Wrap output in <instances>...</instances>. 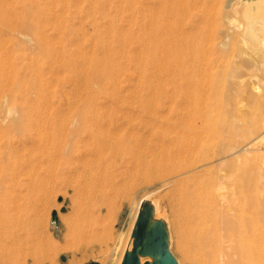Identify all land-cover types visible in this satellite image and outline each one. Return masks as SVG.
Segmentation results:
<instances>
[{
	"label": "rangeland",
	"instance_id": "1",
	"mask_svg": "<svg viewBox=\"0 0 264 264\" xmlns=\"http://www.w3.org/2000/svg\"><path fill=\"white\" fill-rule=\"evenodd\" d=\"M252 1L1 0L3 12H10V16L5 22L6 25L3 24L5 27L1 29L2 37L0 40V131L3 132L2 129H8L7 125L9 122L5 121V116L6 110L11 104L16 103L21 105L22 109H29L27 110L29 113H26V115V111L24 112L22 110L24 113L22 120L26 124L27 120L28 122L29 120L30 122L33 120L38 121V117L40 115L42 116L40 119H44V121L37 123L42 122L43 125H41L43 127L39 124L36 125L33 121L34 124L29 123V127L28 125L26 126L28 130L24 129L25 131H22L24 134H21L17 131V127L13 126L10 129V133L12 132L10 138L13 137V145H15L13 148L17 150H14L16 151L15 156L17 155L15 157L16 163H24L25 165H23L25 168L27 167V170L31 167V170L29 169L32 172L31 174L37 176V178L40 175L38 179L44 182L41 189L30 190L28 192V187H24L23 184L28 182L30 171H27L25 168L26 173L24 170L21 171L20 168H17L20 173H23H19L16 178L18 180L14 184L7 182L10 184L8 186L4 180H0L7 185L5 186L0 182L2 186V188L0 186V264H118L123 245L134 222L137 204L144 196L154 192L155 194L152 197L159 202L161 213L166 214L169 220L172 239L171 252L180 264H202L201 261H204V259L196 252L195 246L192 247V258L188 257V261L184 260L179 244L180 241H186V234L190 231L181 228L182 218L179 220L176 215L175 196L172 197L170 196L172 193L167 192L173 187L166 184V180L170 177L169 175L167 177L164 173H169L168 170H171L172 164L170 165V169H168V165L172 160H168L167 162L165 160L167 159V155L165 156V154L170 150V146L168 145H171L173 140L178 139L179 135L177 133L181 134L180 132H182L181 127L178 126L182 124V121L180 118L179 120L176 119L179 116L173 111L175 107L170 96L174 93V87L177 84L175 81H177L184 90L190 88L189 90L194 96L206 94L204 97L209 98L205 100V105L203 104V106L211 115L210 123L205 125L207 127H204V131H207V134L210 136H205L204 139L202 138L203 145L200 146L204 148V152H210V158L214 159L215 155L223 150V147L227 150L229 146H243L246 139H254L260 134L264 135V58H261V56H264V38L262 36L264 34V0H256L257 2L254 0L255 3ZM172 2L174 3L171 5ZM165 4H168V6ZM247 14L248 16H246ZM233 20L236 24L232 22L231 25V21ZM260 25L263 27L261 28ZM235 27L241 28V30L238 28L235 29ZM182 43H184L183 46L181 45ZM239 43H241L240 46L238 45ZM161 48H164L163 50L166 51H162ZM259 50H261L260 54ZM241 51L245 52L240 53ZM202 56H207V63L206 61L204 62L205 59ZM259 58L263 60L261 61ZM103 61L104 63H111L110 68L108 67L109 69L107 68V70H109L108 74L109 72L112 74V80L107 74V71L106 76L102 75L103 77L100 76L101 73L99 75L96 73L95 69L99 67L97 65L102 63L101 65L104 66ZM201 61L202 63H200ZM179 68L189 73L191 77L189 81L179 76L177 73ZM233 72L235 75H232L233 78H231ZM99 76L105 78L102 80ZM201 76L205 77L200 78ZM235 77L238 78L236 79ZM202 81L205 87L201 85L204 89L200 85ZM251 84L254 85V88H252L253 86ZM166 96L170 97L172 101L168 99V102ZM91 98L94 101L97 100L95 102L93 101V103ZM147 100L151 102L153 100V105L156 107L153 106V108L151 106L152 104ZM166 100L173 105H169V108L171 106L170 109H167L168 103L165 102ZM211 100L212 102L210 103ZM88 101H91L94 106L98 105L101 107L100 110L99 108L95 109L92 103ZM75 102L77 103L74 104ZM86 103L87 108L90 104L89 109L91 110L87 113H92L88 115L89 118L95 117L96 119L99 116L101 118L100 114H104L101 119L98 118V120L96 119L94 121L92 118L93 121L91 122L93 124H90V126L89 122L85 120L88 118L87 116H85L86 118H80L83 115L80 113L87 111L85 107ZM141 103L144 108L141 106ZM146 103L150 104L149 107L151 106V110L153 109L151 111L149 107L147 108L149 112H154L153 115L152 113H150V116L146 114L148 112L145 109L148 106ZM5 104L6 106H4ZM83 104L85 105L83 106ZM36 105H39L38 108L35 107ZM80 106H82V109L79 108ZM105 106L108 108L105 109ZM111 106H114L113 108L115 109ZM31 107L33 111L30 110ZM39 107L40 109L43 107V111L41 109L42 112L39 111ZM157 107H159V110ZM36 108L37 110L39 109L37 112L38 115L34 112ZM75 108H77L76 110L79 109L80 112H74ZM162 108L166 110L163 111L164 109ZM70 109L71 111H69ZM144 109L147 110L146 113H144ZM161 109L162 111L160 112ZM93 110L100 111L101 113L99 112L100 114L97 113L99 116H95L97 115V111L94 112ZM169 110H171V113L167 114ZM31 111L33 115L30 113ZM124 112L126 113L123 114ZM127 112L129 114L131 113L132 116H129ZM158 112L162 115H158ZM75 113H79V116L77 117ZM87 113L85 112V115ZM35 115L38 116L37 119L36 117L31 118V116ZM157 115L158 117H156ZM24 118H27V120ZM145 118L149 120L147 121ZM233 118H237L235 119L237 121ZM81 119H84L89 129L87 126L85 127L86 130L81 128V125L83 124L82 127H84L85 124L84 122L82 124L80 123V121H83ZM169 119L173 121L174 126ZM89 120L87 119V121ZM116 120H119V127L121 125L125 127V129L122 127L125 131L123 129L120 131L121 129L117 126ZM45 121L48 122V125L46 124L44 127V124L47 123ZM75 121L81 124L80 127L78 126V122ZM234 121L238 124V129L241 130L235 138L232 137L229 130L230 126H235L236 123ZM95 122L98 125L94 124ZM115 122V126L118 128L116 127V133L111 131V137V135L109 136L110 130H113L111 128L115 129ZM162 122L165 126L166 124H170L171 126H169L172 129L176 127L178 131L172 133L174 130L171 131L167 126V128L162 127ZM74 123L78 125H74ZM154 123L157 126L154 125L156 128L152 127ZM102 124L106 125L103 126ZM23 125L21 126L23 127ZM91 125L92 130H90ZM94 125L97 130L93 127ZM224 125H226V128H224ZM71 126H77L80 129L72 130L73 128L71 129ZM102 126L104 132L99 129ZM107 127L108 131L106 130ZM161 127L167 133L165 130V133H163ZM36 129H40L38 130L39 135H42V132L45 133L46 130L48 132L45 135H53L54 131L55 136L53 135V142L51 139L47 142V137L51 138V135H46L40 141L41 136L38 135V131L36 133ZM56 129L57 131L62 130L61 132L64 135L65 133L66 135L71 133L69 136L72 137L71 140L62 133L60 134L61 136L57 135ZM118 129H120V132ZM150 129L153 132H149ZM41 130L44 131L41 132ZM82 130H84V135L82 134ZM29 131H31L30 135L28 134ZM73 131H75V134L73 133L74 135L72 134ZM86 131L91 132V134L88 132L86 134ZM26 132L30 136L29 138L28 135L26 136ZM117 132H119L120 137L116 135ZM130 132L135 135L133 136ZM168 132L172 135H169ZM76 134L77 136L78 134H82L83 137L79 135L76 139ZM113 134L115 135L113 136ZM93 135L96 136L97 140H94V143L97 144L91 142L95 138ZM157 135L161 136L159 137ZM165 136L169 138H165ZM64 137L65 141L69 138V141L65 144H63ZM87 137L88 140H86ZM56 138H59L58 141L60 142H57ZM129 138H131L130 143ZM158 138L164 139V141L162 142ZM60 139L63 140L62 144L65 145L64 147ZM81 139L83 142H81ZM119 139H122L121 142H119ZM141 140L145 147L139 143ZM155 140H160V142H156ZM88 141L89 143L91 142L89 146V143L86 144ZM45 142L49 149L45 146ZM50 142L60 143L61 145L59 144L60 146L58 147L61 150L67 149L68 145L67 153H64L66 157L64 155H61V157H65L66 160L69 157V161H66L64 158V160L61 158L62 160L60 161L59 158H56L60 161L59 163L54 158L58 163L55 164L56 161H53L52 153L49 154V152L54 151L52 148L56 145H51ZM118 142L120 145L124 144L125 146H119ZM137 142L141 147L138 146ZM48 143H50L51 148ZM74 143H77V145ZM101 143L106 144L103 145ZM132 143L134 144L133 146ZM156 143L159 149H163L158 151L156 149L158 148ZM164 143H167L166 151L164 150L166 148L165 146V148L160 147ZM219 143L221 144L219 147L215 146L219 145ZM91 144L96 146H91ZM258 144L257 146L259 148L256 146L252 153L246 154L244 151H241L243 154L241 160H247L253 166L254 175L257 178L260 176L264 177V140H261ZM69 146H72V149L77 147L73 149L76 155L72 154L73 150L69 149ZM126 146L128 148L134 147L131 149L133 153L128 148V152L126 148L124 151L121 150ZM221 146L222 149L220 150ZM106 147L109 148L107 149ZM110 147L117 151L115 150V152L113 150L114 152L111 151L112 153L110 151L108 152L109 149L111 150ZM138 147H140V151L148 148L142 152H147L149 156L146 153L145 155L144 153L141 154L137 149ZM93 148L98 149L95 150ZM42 149H45L46 156L43 155L44 150ZM77 149L78 151H76ZM4 150L5 148H2L1 152ZM93 150L94 152L97 151L95 153L97 156H100L99 158L96 157L95 153L93 154ZM137 151L138 153H136ZM103 152L104 154H102ZM129 152L134 155V158L136 157L133 159L137 162L134 160L131 162L132 157L130 156L132 155ZM97 153H100V155ZM118 153H123V156H128H124L121 160L120 156L122 155L120 154L119 156ZM159 153H162L160 154L161 156ZM47 154H49L48 157ZM140 155L141 157L143 155L144 159L142 157V160L138 162L141 158ZM152 155H154L153 159H156L154 162L156 161L157 163L159 160L158 165L160 164V169L158 166L156 167L157 164L153 165L150 163ZM162 155H164L162 158L163 161L162 159H157L158 157L161 158ZM72 156L73 158L70 159ZM83 157L86 159L84 158L83 160ZM112 157H115V160ZM128 157L131 159L129 160ZM180 158H178L175 164L181 165L185 160L187 161L185 158L184 161L182 160L183 158ZM194 158L197 160L199 158L201 159V153H199V156L195 154ZM51 159L55 162V165H50L52 162H50ZM73 159L74 161H72ZM39 160L40 163L37 162ZM124 160L126 161L124 162ZM146 160L150 161L147 162ZM230 160H232V157L226 156V161ZM33 161H35L34 164L32 163ZM181 161L182 163H179ZM133 162L134 164L137 163L136 169H139V172L135 169V165H132ZM144 163L146 165L148 164L146 166L148 168L144 166ZM124 164L126 165L124 166ZM151 164L154 167L152 166L150 170ZM18 165L23 166L17 164L16 167ZM141 165H143V168L139 167ZM162 165L163 168H161ZM32 166L35 169L37 168V171ZM155 167L156 169L158 168L164 171V173H162V170L160 172L161 176L164 174V178L163 176L157 175L159 173L158 171L156 172L157 174L155 173ZM165 167H168V170ZM145 168L147 171L144 172ZM165 169L167 172H165ZM32 170H35L38 175ZM122 170L125 172H121ZM128 170H130L129 173L131 175L127 173ZM137 172L138 174L135 176ZM143 172L144 174L149 172L151 176L148 177L147 175L149 174L146 173L147 175H145L148 178H145L146 176L144 174L143 176L141 175ZM120 173L124 174L122 175ZM125 173L128 175L126 176ZM124 176L129 177L131 180L129 178L126 180ZM11 184L14 186L11 187ZM128 186L131 188H128ZM8 187L14 188L15 190L13 189L14 191L12 192L5 190ZM5 191H10L13 194ZM7 204H10L11 211H8L7 216H5L4 213ZM54 211L58 214V224L52 222V213ZM159 217V212H157L156 218ZM260 217L257 216L255 219L257 229L264 228V218ZM181 231L184 235H181ZM184 254L186 255V253Z\"/></svg>",
	"mask_w": 264,
	"mask_h": 264
},
{
	"label": "bare ground",
	"instance_id": "2",
	"mask_svg": "<svg viewBox=\"0 0 264 264\" xmlns=\"http://www.w3.org/2000/svg\"><path fill=\"white\" fill-rule=\"evenodd\" d=\"M2 1H4V0H2ZM6 1H8V0H6ZM163 1V0H162ZM172 1V0H171ZM184 1V0H183ZM177 2V1H176ZM246 2V1H245ZM248 3H249V1H247ZM252 2H254V0L252 1ZM251 2V3H252ZM255 2H257L256 0H255ZM254 2V3H255ZM174 2H172L171 3V5L173 4ZM170 4V3H169ZM247 4V3H246ZM256 4H258V3H256ZM162 5V4H161ZM166 6H168V4H165ZM182 5V4H181ZM263 5H264V3H263ZM246 6V5H245ZM261 6V5H260ZM255 7V6H254ZM262 8V7H261ZM264 9V8H263ZM262 9V10H263ZM245 10V9H244ZM261 11V10H260ZM252 12V11H251ZM255 12V11H254ZM173 13V12H172ZM243 13H244V11H243ZM248 13V12H247ZM258 13V12H257ZM262 13V12H261ZM263 14V13H262ZM262 14H261V16H262ZM174 15V14H173ZM10 16V12H8V11H6V13L5 12H3V10H2V2H1V0H0V40H1V37H2V32H1V29H2V27H5L4 25H6L5 24V22H6V20L8 19V17ZM13 16V15H12ZM246 16H248V14L246 15ZM263 16H264V14H263ZM250 18V17H249ZM253 18V17H252ZM252 18H251V20H252ZM255 19H256V17H255ZM248 20H250V19H248ZM236 21H237V19H236ZM257 21V20H256ZM232 22H234V20L233 21H231V25H232ZM240 22V21H239ZM235 24H236V22H234ZM233 23V24H234ZM253 23V22H252ZM256 23V22H255ZM4 24V25H3ZM238 24V23H237ZM258 24V23H257ZM256 24V25H257ZM255 25V26H256ZM259 25V24H258ZM262 25H263V23H262ZM260 27L262 28L263 26H261L260 25ZM232 28H233V26H232ZM238 27H235V29H237ZM248 28H249V26H248ZM234 29V28H233ZM238 29H240L241 30V28H238ZM111 30V29H110ZM263 30V29H262ZM176 32V31H175ZM253 32V31H252ZM163 33V32H162ZM263 33H264V30H263ZM254 34H255V32H254ZM261 34V33H260ZM42 35V34H41ZM120 35V34H119ZM162 35H164V34H162ZM44 36V35H43ZM255 36H256V34H255ZM262 36H263V38H264V34H262ZM243 37V36H242ZM261 37V36H260ZM122 38V37H121ZM120 38V39H121ZM244 38V37H243ZM255 38V37H254ZM189 39V38H188ZM245 39V38H244ZM250 39V38H249ZM171 40V39H170ZM237 40V39H236ZM243 40V39H242ZM250 40H252V39H250ZM249 40V41H250ZM260 40V39H259ZM262 40V39H261ZM185 42V41H184ZM189 42H190V40H189ZM256 42V41H255ZM250 43V42H249ZM258 43V42H257ZM108 44V43H107ZM179 44H180V42H179ZM178 44V45H179ZM183 44L184 43H182L181 45L183 46ZM240 44L241 43H239L238 45L240 46ZM5 45V44H4ZM111 45V44H110ZM177 45V46H178ZM258 45H259V43H258ZM262 45H263V43H262ZM165 46V45H164ZM185 46V45H184ZM190 46H191V44H190ZM238 46V47H239ZM253 46V45H252ZM259 46H261V45H259ZM110 47V46H109ZM241 47H242V45H241ZM240 47V48H241ZM258 47V46H257ZM166 48V47H165ZM184 48V47H183ZM190 48V47H189ZM260 48V47H259ZM4 49H5V46H4ZM164 49V48H163ZM162 48H161V50L162 51H166V50H163ZM262 49V48H261ZM160 50V51H161ZM207 50V49H206ZM243 51V50H242ZM240 52V53H244V52ZM261 50H259V54L261 53L260 52ZM264 51V50H263ZM177 53V52H176ZM201 53V52H200ZM208 53V52H207ZM206 53V55H208ZM240 53H238V54H240ZM122 54V53H121ZM55 56V55H54ZM180 56V55H179ZM249 56V55H248ZM247 56V57H248ZM139 57V56H138ZM203 57V56H202ZM250 57V56H249ZM119 58V57H118ZM136 58V57H135ZM204 59H202V58H200V59H202V60H204V62L206 61V58H207V56L206 57H203ZM251 58V57H250ZM261 58H264V56L262 57L261 56ZM260 59V58H259ZM137 60V59H136ZM253 60V59H252ZM251 60V61H252ZM261 61L263 60V59H260ZM207 61H208V58H207ZM207 61H206V63H207ZM247 61V60H246ZM256 61V60H255ZM255 61H254V63H255ZM260 62V61H259ZM179 63H180V59H179ZM200 63H202V61L200 62ZM102 64V63H101ZM101 64H99V65H97V66H99V67H97V69H95L96 70V73H97V75H99L100 73H101V77H103L105 74H106V71H107V74H108V71L109 70H107V68L109 67V66H111V63H108V62H105L104 63V61H103V64H104V66L103 65H101ZM106 64V65H105ZM249 64V63H248ZM263 64V63H262ZM142 65V64H141ZM165 65V64H164ZM206 65V64H205ZM258 65V64H257ZM264 65V64H263ZM263 65H262V67H263ZM102 66V67H101ZM242 66V65H241ZM157 67V66H156ZM172 67V66H171ZM239 67V66H238ZM110 68V67H109ZM108 68V69H109ZM250 68V67H249ZM253 68V67H252ZM264 68V67H263ZM256 69V68H255ZM88 70V69H87ZM232 70V69H231ZM244 70H245V68H244ZM177 71V70H176ZM194 71V70H193ZM87 72V71H86ZM250 72V71H249ZM256 72H257V70H256ZM88 73V72H87ZM178 74H179V76H182L183 78H185V80H188L189 81V79H191V77H190V75H189V73L187 72V71H185V70H183L182 68H179V71L177 72ZM202 73V72H201ZM236 73H237V71H236ZM254 73V72H253ZM103 75V76H102ZM109 77H110V79H111V73L109 72ZM208 75H209V73H208ZM232 75H235L234 74V72H233V74H231V78H233L232 77ZM252 75H254V74H252ZM99 76V77H100ZM106 76V75H105ZM255 76V75H254ZM253 76V77H254ZM100 77V78H101ZM108 77V76H107ZM108 77V78H109ZM202 77H205V76H201L200 78H202ZM42 78V77H41ZM105 78V77H104ZM104 78H101L102 80L104 79ZM159 78V77H158ZM236 78V77H235ZM234 78V79H235ZM238 78V77H237ZM236 78V79H237ZM241 78V77H240ZM239 78V79H240ZM107 79V78H106ZM113 79V78H112ZM111 79V80H112ZM160 79V78H159ZM180 80V79H179ZM202 80V79H201ZM243 80V79H242ZM41 81V80H40ZM105 81V80H104ZM103 81V82H104ZM233 81V80H232ZM237 81H239V80H237ZM245 81V80H244ZM105 82H107V81H105ZM165 82V81H164ZM177 84L175 85V87H174V93L170 96V97H172V100H173V105H174V107H175V109H173V111L176 113V115L177 116H179L178 118H176V119H178L179 120V118H180V120L182 121V124L181 125H178V126H180L181 127V131L182 132H180V130H179V132L181 133V134H178L177 133V135H179V137H178V139H176V140H173V143H171V145H173V146H171V145H168V146H170V150H168L167 152V154H165V156L167 155V159H165L167 162H168V160L170 161V160H172L170 163H169V168L168 167H165L166 169L168 168V169H170V165L172 164V167H171V170L174 172H172L171 170H168L169 171V173L166 171V169H165V172H167V173H164V171L162 172V173H164V174H166V176L168 177V175H169V179L166 177V179H168V180H166V184L167 185H169V186H172L173 188L170 190V191H167V192H171L172 193V195L170 194V196H172V197H174L175 196V198H174V202H175V206H176V215H177V218L180 220L181 218H182V220H181V228H183V230H188V231H190V232H188V234H186V241H180V244H179V247H180V249H181V251H182V254H183V257H184V260L185 261H188V257L190 258H192V256H193V248L192 247H196L195 248V250H196V252L201 256V258H203L204 259V261L202 260L201 262H202V264H264V228H263V226H262V228L263 229H261L260 227V229H257L256 228V226H255V219L257 218V216H261V217H263L264 218V177H259V178H257V177H255V175H254V170H253V166L246 160H241V158H242V152L241 151H244V153H246V154H249V153H252L253 152V150H254V148L257 146V145H259L258 143L261 141V140H264V135L263 134H260L259 136H257L256 138H254V139H244L245 141H244V145L243 146H229L228 147V149L227 150H225V148L223 147V150H221L222 149V146L220 147V150H218V151H220L219 153L218 152H216V153H218L217 155H215V158L213 159V158H210V152L209 151H207V152H204L205 150H203L204 148L203 147H201L200 145H203V141H202V138L204 139V137L205 136H210V135H208L207 134V131H204L205 129H204V127H207V126H205V125H208L209 123H210V120H211V115H210V113L207 111V110H205V107L203 106V104L205 103V100H207V99H209V98H205L204 96H206V94L205 95H193L191 92H190V88H186V90H184L182 87H181V84H178V82L177 81H175ZM243 82V81H242ZM241 82V83H242ZM240 83V84H241ZM42 84V83H41ZM203 85L204 83H203V81L200 83V85ZM243 84V83H242ZM199 85V84H198ZM201 85V86H202ZM45 86V85H44ZM185 86V85H184ZM204 86V85H203ZM202 86V87H203ZM235 86H237L236 84H235ZM251 86H253L252 88H254V85H252L251 84ZM205 87V86H204ZM204 87H203V89H204ZM40 88V87H39ZM199 88V87H198ZM237 88V87H236ZM160 89V88H159ZM159 89H158V91H159ZM192 89V88H191ZM49 90V89H48ZM200 90V89H199ZM234 90H235V88H234ZM165 91V90H164ZM232 91H233V89H232ZM154 92V91H153ZM171 94V93H170ZM246 94V93H245ZM116 95V94H115ZM158 95V94H157ZM166 95V94H165ZM168 95V94H167ZM135 96V95H134ZM169 96V95H168ZM168 96H166L167 98V100L168 99H170V97H168ZM152 97H154V96H152ZM77 98V97H76ZM7 99V98H6ZM77 99H79V98H77ZM81 99H84V98H81ZM152 99V98H151ZM80 100V99H79ZM89 100V99H88ZM97 100V99H96ZM95 100V101H96ZM120 100V99H119ZM118 100V101H119ZM154 100V99H153ZM153 100H152V102L151 101H149V100H147V101H149L152 105V107L154 106V107H156L155 105H153L154 104V102H153ZM167 100L165 101V102H167ZM171 99H170V101H172ZM75 101V100H74ZM73 101V102H74ZM82 101V100H81ZM91 101L93 102L94 101V99L92 100V98H91ZM91 101H88V102H90V103H92ZM94 101V102H95ZM117 101V102H118ZM120 101H122V100H120ZM125 101V100H124ZM146 101V102H147ZM155 101V100H154ZM80 102V101H79ZM87 102V101H86ZM93 102V103H94ZM98 102V101H97ZM123 102V101H122ZM143 102V101H142ZM168 102H169V100H168ZM167 102V103H168ZM212 102V100L210 101V103ZM244 102V101H243ZM38 103V102H37ZM36 103V104H37ZM50 103V102H49ZM71 103V102H70ZM77 102H75L74 104H76ZM93 103H92V106L95 108V109H98L99 108V110H100V108L101 107H99L98 105V107L96 106H94L93 105ZM124 103V102H123ZM129 103V102H128ZM131 103V102H130ZM139 103V102H138ZM137 103V104H138ZM144 103H145V101H144ZM167 103H165L166 105H167ZM214 103H215V101H214ZM213 103V104H214ZM241 103V102H240ZM239 103V104H240ZM32 105H34L33 103H31ZM30 104V106H32ZM39 104V103H38ZM73 104V103H72ZM79 104V103H78ZM77 104V105H78ZM115 105H116V103H114ZM134 104H136V103H134ZM147 104V103H146ZM172 105V103H168V108L167 109H170L171 108V106H170V108H169V105ZM215 104H217V102L215 103ZM214 104V105H215ZM3 105V104H2ZM40 105V104H39ZM38 105V106H39ZM85 104H83V106H84ZM114 105V106H115ZM145 105V104H144ZM148 106L146 107V105H145V109H147L148 107H149V105L150 104H147ZM172 105V106H173ZM205 105V104H204ZM208 105H210V104H208ZM244 105H245V103H244ZM4 106H6V104L4 105ZM30 106H29V108H30ZM38 106L36 105L35 107H37L38 108ZM41 106H43V105H41ZM40 106V107H41ZM69 106V105H68ZM71 106V105H70ZM113 106V107H114ZM118 106V105H117ZM141 106L143 107V105H142V103H141ZM151 106L149 107L150 108V110H151ZM240 106H242V105H240ZM27 107V106H26ZM40 107H39V109H40ZM72 107V106H71ZM86 108H87V103H86V106H85ZM106 107V106H105ZM112 107V106H111ZM112 107V108H113ZM141 107V108H142ZM153 107V108H154ZM161 107V106H160ZM244 107H246V106H244ZM37 108L36 109H34L35 111L34 112H38V110H37ZM43 108V107H42ZM41 108V109H42ZM49 108V107H48ZM79 108H81L82 109V106H80ZM84 108V107H83ZM85 108V109H86ZM90 104H89V107L87 108V111H85V109H83L86 113L87 112H89V111H91L90 109ZM108 107H106L105 109H107ZM139 108V107H138ZM144 108V107H143ZM158 108V110H159V107H157ZM164 108H166V107H164ZM164 108H162V109H164ZM207 108V107H206ZM41 109L39 110V111H41ZM50 109V108H49ZM77 108H75V111L74 112H76V111H78V112H80V110L78 109V110H76ZM113 109H115V108H113ZM112 109V110H113ZM143 110L144 111V113H146V111L148 110V112H149V109H147V110ZM162 109L160 110V112L162 111ZM213 109V108H212ZM25 112V115H26V113H29L27 110H29V109H22V106L21 105H18V104H16V103H14V104H11L8 108H7V110H6V116H5V121H8L9 122V124L7 125V128L8 129H2V131L3 132H1L0 131V133L2 134H0V177H1V179L0 180H4L5 181V184L7 183V182H9V183H15V181L16 180H18V179H16L17 177H18V175H19V171H18V169L17 168H20V170L22 171V170H24V168H25V164L23 165V164H21V163H19L18 161V163H16V160H15V157H17V155L15 156V152L17 151L16 149H14L13 147L15 146V145H13V141L14 140H12L13 139V137L12 138H10V135L12 134V132L10 133V129L13 127V126H16L17 127V131L18 132H20L21 134L23 133L24 134V132H22V131H25V130H28V129H26V126L28 125V127H29V123H31V124H34V122L36 123V125L37 124H39V125H41L42 124V122H40V123H37V122H39V121H44V119L42 120V119H40L42 116L40 115L39 117L37 116L38 115V113H37V115H35V116H31V118L33 117V118H35L36 117V119H37V117L40 119H37L38 121H36V120H31L32 122H30V120H29V122H28V120H27V118H24V119H26L27 120V124H26V122L24 123L23 122V111ZM30 110H32L33 111V109H32V107H31V109ZM37 110V111H36ZM48 110V109H47ZM74 110V109H73ZM83 110H82V112H83ZM132 110V109H131ZM130 110V111H131ZM138 110V109H137ZM166 109H164L163 111H165ZM234 110V109H233ZM32 111L30 112L31 114H32ZM42 111H43V109H42ZM41 111V112H42ZM69 111H71V109L69 110ZM94 112L95 111H97V110H93ZM151 111H153V109L151 110ZM155 111H156V109H155ZM171 110H169V112L167 111V114L168 113H171L170 112ZM2 112V111H1ZM33 112V113H34ZM85 112L84 113H80V114H83L82 115V117H80V118H83V117H85V116H87L88 117V115L89 114H92V113H87V115H85ZM93 112V114L95 115V113ZM100 112V111H99ZM98 111L96 112V114L98 113V114H100ZM119 112V111H118ZM117 112V113H118ZM139 112V111H138ZM146 113V114H149V116H150V113H152V115H153V113L154 112H149V113ZM218 112V111H217ZM106 113H108V112H106ZM120 113V112H119ZM126 112H124L123 114H125ZM128 113V112H127ZM140 113H141V111H140ZM173 113V112H172ZM174 113V114H175ZM76 115H77V117L79 116V113L77 114V113H75ZM95 115V116H99V115ZM110 114V113H109ZM129 114V113H128ZM134 114V113H133ZM135 114H136V112H135ZM145 114V115H146ZM160 114V116L162 115L161 113H159L158 112V115ZM24 115V116H25ZM27 115H29V114H27ZM33 115V114H32ZM101 115V118L103 117L102 115H104V114H100ZM111 115V114H110ZM151 115V116H152ZM158 115L156 116V117H158ZM176 115H175V117H176ZM62 116V115H61ZM64 117H65V115H63ZM67 116H68V114H67ZM70 116V115H69ZM81 116V115H80ZM106 116V115H105ZM107 116H108V114H107ZM124 116V115H123ZM129 116H132L131 115V113L129 114ZM159 116V117H160ZM166 116V115H165ZM165 116H164V118H165ZM76 117V118H77ZM92 117V116H91ZM100 117V116H99ZM98 117V118H99ZM153 117V116H152ZM151 117V118H152ZM155 117V116H154ZM168 117V116H167ZM222 117V116H221ZM264 117V116H263ZM29 118V117H28ZM61 118V117H60ZM80 118H78V119H80ZM86 118V117H85ZM93 119H94V121L97 119L98 120V118L96 117V119H95V117H92ZM92 118H86L85 120H86V122H89V126H90V124H93V122H91V121H93V119ZM101 118H99V119H101ZM111 118V117H110ZM109 118V119H110ZM124 118H126V117H124ZM163 118V117H162ZM58 119V118H57ZM62 119V118H61ZM87 119H90L89 121H87ZM153 119H155V118H153ZM157 119V118H156ZM172 119V118H171ZM171 119H169V120H171ZM213 119H214V117H213ZM213 119H212V121H213ZM217 119L219 120V118L217 117ZM217 119H216V121H217ZM225 119V118H224ZM234 119V118H233ZM235 119H237V118H235ZM234 119V120H235ZM77 120V119H76ZM81 120H83V121H80V123L82 124L83 122H84V119H81ZM105 120V119H104ZM108 120V119H107ZM132 120H133V117H132ZM132 120H130V121H132ZM145 120H147L146 118H145ZM149 120V119H148ZM147 120V121H148ZM152 120V119H151ZM161 120V119H160ZM168 120V121H169ZM239 120V119H238ZM63 121V120H62ZM74 121V120H73ZM79 121V120H78ZM78 121H75V122H78ZM101 121V120H100ZM99 121V122H100ZM119 121V120H118ZM118 121L116 120V122H117V124H118ZM172 121V120H171ZM220 121V120H219ZM235 121H237V120H235ZM234 121V122H235ZM241 121V120H240ZM45 122H47V121H45ZM44 122V123H45ZM59 122V121H58ZM66 122V121H65ZM86 122H84L85 124H84V127H82L83 126V124L81 125V124H79V122H78V124H76V123H74V125L76 124V125H78L79 127H80V125H81V128H83L84 130H86L85 129V127L87 126V124H86ZM91 122V123H90ZM102 122V121H101ZM106 122V121H105ZM109 122V121H108ZM116 122H115V124H114V127H115V129L114 128H111V129H113V130H110V134H109V136L111 135V131H113V133H116L115 131L117 130V128L119 127V124L117 125V126H115L116 125ZM121 122V121H120ZM128 122V121H127ZM145 122V121H144ZM150 122V121H149ZM157 122H158V119H157ZM204 122H207V123H205L204 124ZM233 122V123H234ZM22 123V124H21ZM63 123V122H62ZM111 123V122H110ZM109 123V124H110ZM132 123V122H131ZM156 123V122H155ZM155 123L153 124V126L152 127H155L156 125H155ZM165 123H167V122H165ZM233 123H232V125H233ZM236 123V122H235ZM239 123V122H238ZM25 125V127H24V125ZM30 124V125H31ZM46 124L48 125V122L47 123H45L44 124V127L46 126ZM94 124H97V122H95ZM100 124V123H99ZM121 124V123H120ZM125 124H127V123H125ZM145 124H146V122H145ZM237 124V123H236ZM236 124H235V126H230V133H231V135H232V137H237V135H238V133H239V131H241L240 129H238L239 127H238V124H237V126H236ZM21 125H23V127L21 126ZM36 125H35V127H36ZM43 125V124H42ZM41 125V126H42ZM98 125V124H97ZM103 125V124H102ZM106 124H104L103 126H105ZM108 125V124H107ZM111 125V124H110ZM124 125V124H123ZM155 125V126H154ZM160 125H161V123H160ZM159 125V126H160ZM170 125V124H169ZM169 125H167L166 124V126L167 127H169L170 128V126ZM172 125L174 126V124H173V121H172ZM32 126V125H31ZM59 126V125H58ZM68 126V125H67ZM89 126H87L88 127V129H89ZM100 126V125H99ZM103 126L101 127V128H99L100 130H102L103 132H104V130L102 129L103 128ZM109 126V125H108ZM149 126H150V123H149ZM148 126V127H149ZM162 127L164 126V128H167L166 126H165V124L163 125V122H162V125H161ZM212 126V125H211ZM220 126H223V125H220ZM27 127V128H28ZM43 127V126H42ZM49 127H50V125H49ZM79 127H72L71 126V129L72 130H76L77 128H79ZM93 127H95L96 128V126L94 125ZM111 127H113V126H111ZM117 127V128H116ZM123 126L121 125V127H119L120 129H118V131L120 130V131H122V129L124 128L125 129V127H123ZM131 127V126H130ZM137 127V126H136ZM147 127V126H146ZM145 127V128H146ZM157 127V126H156ZM155 127V128H156ZM161 127V130H162V132L163 133H165L166 132V130L165 129H163ZM264 127V126H263ZM37 128V127H36ZM141 128V127H140ZM179 128V127H178ZM224 128H226V125H224ZM1 129V128H0ZM25 129V130H24ZM43 129V128H42ZM50 129V128H49ZM52 129V128H51ZM54 129V128H53ZM80 129V128H79ZM87 129V130H88ZM93 128H92V125H91V129L90 130H92ZM105 129V128H104ZM108 129V127L106 128V130ZM123 129V131H125ZM133 129V128H132ZM171 129V131L172 130H174V131H172V133H175V132H177L178 130H177V128L175 127V129L173 128H170ZM33 130H34V128H33ZM33 130H31V131H33ZM38 130H40V129H38ZM37 129L35 130L36 131V133H37V131H38ZM84 130H82V134H83V131ZM90 130H88V131H90ZM95 130V129H94ZM96 130H97V128H96ZM136 130H137V128H136ZM135 130V131H136ZM142 130V129H141ZM149 130V129H148ZM159 130H160V127H159ZM164 130H165V132H164ZM168 131H169V129H167ZM176 130V131H175ZM207 130V129H206ZM212 130V129H211ZM227 130V129H226ZM263 130H264V128H263ZM262 130V131H263ZM31 131H29V135L31 134L30 132ZM42 131H44V130H41V132ZM56 131H57V129H56ZM62 130H59V131H57L56 133H57V135H60L62 132H61ZM88 131H86V134H87V132ZM108 131V130H107ZM107 131H106V133H107ZM119 131V132H120ZM131 131V130H130ZM213 131H215V130H213ZM213 131H212V134H213ZM28 132V131H27ZM27 132H26V136L28 135L27 134ZM40 132V134H42V135H44V136H42V135H39V131H38V135L39 136H41L40 137V141H41V138H43V137H45L46 135H51V134H46L45 135V133H47L48 131L46 130V132L44 133V132H42L41 133ZM50 132H51V130H50ZM58 132H60V133H58ZM75 131H73L72 132V134L74 133ZM79 132V131H78ZM95 132V131H94ZM119 132H117V134L116 135H118L119 137H120V135H119ZM138 132V131H137ZM142 132V131H141ZM149 132H153V130L151 131V129H150V131ZM205 132V133H204ZM211 132V131H210ZM252 132V131H251ZM251 132H250V134H251ZM54 131H53V135H54ZM65 133V132H64ZM76 133H77V131H76ZM81 133V132H80ZM85 133V132H84ZM88 133H90L91 134V132H88ZM105 133V134H106ZM128 133H129V131H128ZM127 133V134H128ZM131 133V132H130ZM140 133V132H139ZM143 133V132H142ZM141 133V134H142ZM167 133V132H166ZM209 133V132H208ZM264 133V132H263ZM63 134V133H62ZM71 134V133H70ZM70 134L67 136L66 135V133H65V135H66V137H69L70 136ZM75 134V133H74ZM73 134V135H74ZM82 134H78V136L80 135H82ZM104 134V135H105ZM131 134H133V133H131ZM155 134H158V133H155ZM168 134L170 135L171 133H169L168 132ZM167 134V135H168ZM206 134V135H205ZM222 134V133H221ZM28 135V138L30 137ZM53 135H51L52 137H53ZM64 135V134H63ZM64 135V136H65ZM73 135H71V136H73ZM84 135V134H83ZM83 135L81 136V137H83ZM94 135H96V133H94ZM93 135V136H94ZM115 134H113V136H114ZM125 135H126V133H125ZM135 134H133V136H134ZM172 135V134H171ZM174 135V134H173ZM217 135H219L218 133H217ZM252 135V134H251ZM24 137H26L25 135H23ZM37 136V135H36ZM50 136V137H51ZM55 136V135H54ZM61 136V135H60ZM77 134H76V139H77ZM88 136H89V138H90V135L88 134ZM100 136H101V134H100ZM103 136V135H102ZM105 136H107V135H105ZM104 136V137H105ZM156 136V135H155ZM157 136H159V135H157ZM161 136V135H160ZM159 136V137H160ZM49 138V137H47L48 139H47V142L51 139V141L54 139V137L53 138ZM59 137V136H58ZM63 137V136H62ZM84 137H86V136H84ZM95 138L94 139H92L93 141H91L92 143H94L95 141L94 140H97L96 139V136H94ZM111 137H112V135H111ZM110 137V138H111ZM126 137V136H125ZM143 137V136H142ZM151 137V136H150ZM166 137H168V136H165V138ZM27 138V137H26ZM39 138V137H38ZM38 138H37V140H38ZM60 138V137H59ZM59 138H56L57 140V142H60V141H58L59 140ZM70 138V140H71V138L72 137H69ZM68 138V139H69ZM80 138V137H79ZM107 138V137H106ZM109 138V139H110ZM122 138V137H121ZM133 138V137H132ZM135 138H136V136H135ZM139 138V137H138ZM157 138V137H156ZM162 138V137H161ZM169 138V137H168ZM171 138H174V137H171ZM225 140H226V138L225 137H223ZM239 138V137H238ZM62 139V138H61ZM60 139V140H61ZM67 139V141H69ZM86 139V138H85ZM91 139V138H90ZM109 139H108V141H109ZM113 139V138H112ZM130 139L131 138H129V143H130ZM158 139H160V138H158ZM157 139V140H158ZM206 139V138H205ZM3 140V141H2ZM45 140H46V138H45ZM44 140V141H45ZM64 143L63 144H65V143H67V141H65V137H64ZM63 140H61V144H62V142H63ZM73 140H74V138H73ZM83 140H84V138H83ZM86 140H88V137H87V139ZM85 140V141H86ZM101 140V139H100ZM115 140V139H114ZM120 141L119 142H121V140L122 139H119ZM144 140V139H143ZM157 140H155L156 142H160V140H162V142L164 141V139H160L159 141H157ZM167 140V139H166ZM101 141H104V140H101ZM106 141V140H105ZM107 141V142H108ZM124 141H126V140H124ZM123 141V143L124 144H126V142H124ZM134 141V140H133ZM139 141V140H138ZM209 141V140H208ZM218 141V140H217ZM53 142V141H52ZM57 142H55V143H51V145L52 144H54V146L56 147V149H54V148H52L54 151H51V152H49V154L50 153H52L51 154V156L53 157V161L56 159V158H59L60 159V161L64 158L65 159V155L66 154H64V153H67V149H68V145H67V149L65 148L64 150H61V148L60 147H58V146H60L61 144L60 143H57ZM72 142V141H71ZM76 142V141H75ZM81 142H83L82 141V139H81ZM80 141H79V143H81ZM90 142V143H91ZM97 142V141H96ZM119 142H118V144H119ZM127 142H128V140H127ZM154 142V141H153ZM166 142H168V141H166ZM213 142V141H212ZM222 142V141H221ZM35 143V142H34ZM41 143V142H40ZM50 143H48L49 144V147L51 146L50 145ZM70 143V142H69ZM87 143H89V141L88 142H86V144ZM90 143L88 144V146L90 145ZM139 143H141L142 144V140L139 142ZM155 143V142H154ZM223 143V142H222ZM16 144V143H15ZM58 144V145H57ZM60 144V145H59ZM62 144V145H63ZM71 144V143H70ZM74 144H76L77 145V143H74ZM84 144V143H83ZM94 144H97V143H94ZM101 144H103V143H101ZM100 144V145H101ZM106 144V143H105ZM105 144H103V145H105ZM124 144H121V145H124ZM137 144H138V142H137ZM148 144V143H147ZM159 144V143H158ZM167 144V143H166ZM166 144L164 143L162 146H160V147H166ZM211 144V143H210ZM224 144H225V141H224ZM4 145H5V147H4ZM34 145V144H33ZM75 145V146H76ZM120 144H119V146H121ZM134 144L132 143V146H133ZM142 145H144V143L142 144ZM156 145H157V143H156ZM209 145V144H208ZM212 145V144H211ZM221 144L219 143V145H215V146H220ZM223 145V144H222ZM232 145V144H231ZM260 145H261V143H260ZM29 146H30V144H29ZM31 146H32V144H31ZM45 146H46V142H45ZM44 146V147H45ZM48 146V145H47ZM46 146V147H47ZM65 145H63V147H64ZM78 146H79V144H78ZM91 146H96V145H93V144H91ZM99 146V145H98ZM113 146V145H112ZM114 146H115V144H114ZM116 146H118V145H116ZM125 146V145H124ZM129 146H130V144H129ZM138 146H140L141 147V145H139L138 144ZM158 146V145H157ZM224 146V145H223ZM70 148L69 149H72L71 147L72 146H69ZM74 147V146H73ZM80 147V146H79ZM85 147V146H84ZM140 147H138L137 149L140 151ZM144 147H145V145H144ZM143 147V148H144ZM164 147V148H165ZM258 147V146H257ZM2 148H5V150L4 151H2L1 152V149ZM40 148H42V147H40ZM51 148V147H50ZM74 148H77V147H74ZM73 148V149H74ZM101 148V147H100ZM107 148V147H106ZM109 148V147H108ZM107 148V149H108ZM111 148V150L109 149L108 150V152L110 151V153H112L111 151H113L114 149H112V147H110ZM114 148H116V147H114ZM126 148V150H127V146L126 147H124V148H122L121 150L122 151H124V149ZM134 148V147H133ZM133 148H128V150L130 151L131 149H133ZM155 148H156V146H155ZM211 148H212V146H211ZM226 148H227V146H226ZM259 148V147H258ZM27 149V148H26ZM46 149V148H45ZM45 149H42V150H44V156H46V153H45ZM47 149H49L48 147H47ZM52 149H50V150H52ZM72 149V150H73ZM93 149H95V148H93ZM96 149H98V148H96ZM95 149V150H96ZM118 149V148H117ZM145 149V151H146V149H148V148H144ZM143 149V150H144ZM151 149V148H150ZM150 149H149V152H150ZM152 149H154V147H152ZM158 151L159 150H161V149H163V148H160L159 149V146H158V148H156ZM166 149H167V147L164 149L165 151H166ZM209 149V148H208ZM14 150H16V151H14ZM72 150H70V151H72ZM102 150V149H101ZM116 150V149H115ZM114 150V151H115ZM120 150V149H119ZM119 150H118V152H119ZM121 150H120V152H121ZM128 150H127V152H128ZM143 150H141L140 151V153L142 154V153H144V152H142ZM164 150H163V152H164ZM212 150V149H211ZM19 151V150H18ZM66 151V152H65ZM76 151H78V149L76 150ZM100 151V150H99ZM113 151V152H114ZM117 151V150H116ZM115 151V152H116ZM134 151V150H133ZM223 151V152H222ZM21 152V151H20ZM36 152V151H35ZM95 152H97V151H95ZM94 152V150H93V154L95 153ZM131 152H132V150H131ZM131 152H129V153H131ZM135 152V151H134ZM148 152V153H149ZM152 152V151H151ZM19 153V152H18ZM34 153V152H33ZM43 153V152H42ZM48 153V152H47ZM75 153V151L73 150L72 151V154H74ZM133 153V152H132ZM132 153H131V155H132ZM136 153H138V151L136 152ZM139 153V154H140ZM146 154H147V152H145ZM145 153H144V155H145ZM154 153H155V151H154ZM199 153H201V156H202V158L200 159H195L194 157H195V154L197 155V156H199ZM212 153H213V151H212ZM21 154V153H20ZM19 154V155H20ZM49 154H47V157H48V155ZM70 154V153H69ZM88 154V153H87ZM98 154V153H97ZM102 154H104V152L102 153ZM106 154V153H105ZM114 154V153H113ZM116 154V153H115ZM119 154V156H120V154L122 155L123 153H118ZM125 154V153H124ZM138 154V155H139ZM150 154V153H149ZM160 154H162V153H159V155ZM61 155H64L65 157H61ZM74 155H76V154H74ZM73 155V156H74ZM84 155V154H83ZM95 155H96V153H95ZM98 155H100V153L98 154ZM136 155V154H135ZM148 155V154H147ZM60 156V157H59ZM73 156L72 157H70V159L71 158H73ZM114 156V155H113ZM117 156V155H116ZM115 156V157H116ZM124 156H128V155H124ZM123 155L122 156H120V159L122 160V158L124 157ZM134 155H132V156H130V157H132V159L131 158H129V160L131 159V162H132V160H134L135 158L133 157ZM149 156V155H148ZM153 156L154 155H152L151 157H152V159H153ZM161 156V155H160ZM163 156L164 155H162V157L160 158V157H158L157 158V156H156V158L157 159H162L163 158ZM212 156V155H211ZM226 156H230V157H232V160H230V161H226ZM249 156V155H248ZM87 157H88V155H87ZM91 157V156H90ZM96 157L97 158H99L100 156H97L96 155ZM102 157V156H101ZM115 157L113 158L114 160H115ZM140 157H141V155H140ZM142 157H143V155H142ZM142 157L139 159L138 157V162L140 161V160H142ZM183 158L182 160L184 161V158L185 159H187V161L185 160V162L184 163H182V161L181 162H179V163H182L181 165H177V164H175L177 161H178V158ZM46 158V157H45ZM55 158V159H54ZM62 158V159H61ZM84 158L85 157H83V160H84ZM93 158V157H92ZM117 158L119 159V157L117 156ZM116 158V160H118ZM127 158V157H126ZM134 158V159H133ZM155 158V157H154ZM180 158V159H181ZM192 158H194L193 160H197V161H193V160H191ZM17 159V158H16ZM19 159H21V158H19ZM47 159V158H46ZM63 159V160H64ZM68 160H66V161H69V157L67 158ZM86 159V158H85ZM96 159V158H95ZM119 159V160H120ZM125 159V158H124ZM143 159H144V157H143ZM145 159H146V156H145ZM148 159V158H147ZM150 159V160H146L147 162L148 161H150V163H152L153 165L154 164H157L156 165V167L158 166V168L160 169V164L158 165V162H159V160H158V162L156 163V161L154 162V160H156V159ZM56 160H58V159H56ZM55 160V161H56ZM128 160V159H127ZM128 160V161H129ZM191 160V161H190ZM21 161V160H20ZM52 161V159L50 160V162ZM51 162V166H52V164L53 165H55V164H58L57 163V161H56V163L55 162ZM60 161L58 160V162L60 163ZM72 161H74V159L72 160ZM126 160H124V162H125ZM135 162H137L136 160H134ZM144 161V160H143ZM154 163H153V162ZM161 161V160H160ZM162 161H163V159H162ZM161 161V162H162ZM180 161V160H179ZM190 161V162H189ZM34 162L35 161H33L32 163L34 164ZM37 162H39L40 163V160L39 161H37ZM37 162H36V165L38 166V164H37ZM82 162V161H81ZM88 162V161H87ZM187 162V163H186ZM26 163V162H25ZM55 163V164H54ZM78 163H79V161H78ZM95 163V162H94ZM141 163V162H140ZM139 163V164H140ZM146 163V162H145ZM144 163V166L146 167L147 165ZM178 163V164H179ZM17 164H20V165H23L22 167L21 166H19L18 165V167H16L17 166ZM131 164V163H130ZM137 164V163H136ZM136 164H134V162H133V164L132 165H135V169L137 168V166H136ZM151 164V166H150V170H151V167L153 166ZM32 165V164H31ZM81 165V164H80ZM85 165V164H84ZM93 165V164H92ZM126 164H124V166H125ZM29 166H30V164H29ZM28 166V167H29ZM88 166V165H87ZM91 166V165H90ZM131 166V165H130ZM129 166V167H130ZM164 166H166V165H164ZM33 167V166H32ZM134 167V166H133ZM133 167H131V169L133 168ZM139 167H142L143 168V165H141V166H139ZM154 167V166H153ZM156 167H155V173L158 171L159 173L157 174V175H160V172H161V170H159L158 168V170L156 169ZM27 168V167H26ZM25 168V169H26ZM31 168V167H30ZM30 168H28V170L27 171H30L31 169ZM34 168V167H33ZM39 168V167H38ZM146 168H148V167H146ZM146 168H145V170H144V172L145 171H147L146 170ZM161 168H163V165H162V167ZM30 169V170H29ZM35 169V168H34ZM76 169V168H75ZM124 169V168H123ZM130 169V170H131ZM141 169V168H140ZM152 169V171H154ZM26 170H24V172L26 171ZM36 171H37V168L35 169ZM35 170H32V171H34L35 173H36V171ZM79 170V169H78ZM77 170V171H78ZM125 170V169H124ZM130 170H128V172L127 173H129V171ZM132 170H134V169H132ZM131 170V171H132ZM138 172H139V169H136ZM149 170V171H150ZM126 171V170H125ZM125 171H121V172H125ZM135 171V170H134ZM142 171H143V169H142ZM171 171V172H170ZM138 172L137 173H135V176H137V174H138ZM141 172V171H140ZM144 172L143 173H141V175L143 176V174H144ZM21 173H23V172H21ZM20 173V174H21ZM26 173V172H25ZM32 172L30 171V175H29V179H28V182L27 183H25V184H23V186L25 187H28V192L30 191V190H35V189H41L42 187H43V182H42V180L40 179H38L39 178V176H38V178H37V176H33L32 174H31ZM35 173H33V174H35ZM132 173H134V172H132ZM146 173H148L149 174V172H146ZM145 173V174H146ZM172 173V174H171ZM28 174H29V172H28ZM27 174V175H28ZM37 174V173H36ZM120 174H122V173H120ZM124 174V173H123ZM122 174V175H123ZM130 175H131V173H129ZM144 174V176H146ZM164 174H162V176H163V178H164ZM38 175V174H37ZM125 175H126V173H125ZM128 175V174H127ZM126 175V176H127ZM139 175H140V173H139ZM172 175V176H171ZM26 176V175H25ZM126 176H124L125 178H126V180H128V178L129 177H126ZM142 176H140V177H142ZM148 177H150L151 175L149 174V175H147ZM145 177V178H148V177ZM161 176V175H160ZM160 176H158L159 178H160ZM161 176V177H162ZM41 178V177H40ZM125 178H124V180H125ZM145 178H143V179H145ZM135 179H137V178H135ZM44 180V179H43ZM125 180V181H126ZM129 180H131L130 178H129ZM132 180H133V178H132ZM47 181V180H46ZM161 181V180H160ZM1 182V181H0ZM1 183H3V182H1ZM9 183H7V185L9 184ZM126 183H128V182H126ZM130 183H131V181H130ZM129 183V184H130ZM4 184V183H3ZM2 184V185H3ZM4 184V185H5ZM7 185H5V186H7ZM10 185V184H9ZM8 185V186H9ZM1 186V185H0ZM5 186H4V188H5ZM14 186V185H13ZM12 186V184H11V187H13ZM131 186V185H130ZM130 186H128V188H131ZM45 187H46V184H45ZM134 187V186H133ZM1 188H2V186H1ZM12 188H9L8 187V189H5V190H10L11 192L12 191H14L13 189L11 190ZM99 189V188H98ZM46 190V189H45ZM10 191H8L9 193H10ZM44 191V190H43ZM5 192H7V191H5ZM4 192V193H5ZM7 192V193H8ZM166 192V193H167ZM10 194H13V193H10ZM155 194V192L154 193H149L148 195H146V196H144L140 201H139V203L137 204V207H136V215H134L135 216V218H134V222L132 223V226H131V229H130V231H129V233H128V236H127V239H126V242H125V244L123 245V249H122V253H121V256H120V259H119V262H118V264H122L123 263V261H124V257H125V255H126V253H130L132 250H133V241H134V238H133V232H134V230H135V227H136V223H137V220H138V217H139V215H140V213L143 211V209H144V204L146 203V201H148V200H150V198H152V196ZM165 195V194H164ZM29 196V195H28ZM169 196V195H168ZM12 197V196H11ZM12 199V198H11ZM17 204V203H16ZM1 205H2V203H1ZM5 205V204H4ZM8 205V206H7ZM6 205V209H5V207H4V209H5V216H7V212L8 211H11L10 209H11V206H10V204H7ZM18 205V204H17ZM3 207V206H2ZM18 207V206H17ZM19 208H20V206H19ZM260 217V218H261ZM262 218V219H263ZM261 219V220H262ZM258 226H260V225H258ZM182 232V231H181ZM181 235H184L183 234V232L181 233ZM184 253H186V255L184 254ZM188 255V256H187ZM190 260V259H189ZM155 261V258H153V257H148V258H145V259H142V263H146V262H154Z\"/></svg>",
	"mask_w": 264,
	"mask_h": 264
},
{
	"label": "water",
	"instance_id": "3",
	"mask_svg": "<svg viewBox=\"0 0 264 264\" xmlns=\"http://www.w3.org/2000/svg\"><path fill=\"white\" fill-rule=\"evenodd\" d=\"M157 212L160 217L156 218ZM56 211L52 222L58 224ZM133 250L126 253L122 264H180L171 252L170 224L166 214L161 213L160 204L154 198L146 201L133 232ZM153 257L154 262L142 263V259Z\"/></svg>",
	"mask_w": 264,
	"mask_h": 264
}]
</instances>
